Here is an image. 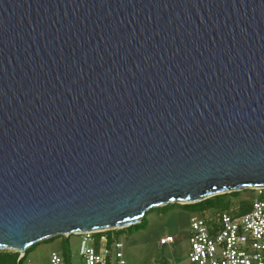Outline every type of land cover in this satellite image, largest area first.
I'll return each instance as SVG.
<instances>
[{
  "label": "water",
  "instance_id": "95a60500",
  "mask_svg": "<svg viewBox=\"0 0 264 264\" xmlns=\"http://www.w3.org/2000/svg\"><path fill=\"white\" fill-rule=\"evenodd\" d=\"M264 188V0H0V250Z\"/></svg>",
  "mask_w": 264,
  "mask_h": 264
},
{
  "label": "built area",
  "instance_id": "2783aa9c",
  "mask_svg": "<svg viewBox=\"0 0 264 264\" xmlns=\"http://www.w3.org/2000/svg\"><path fill=\"white\" fill-rule=\"evenodd\" d=\"M255 190L258 195L245 214L231 210L203 211L200 217L191 220L188 256L191 263L264 264V188ZM117 235L115 230L74 235L82 237L80 253L84 264H128L125 242ZM175 242V238L165 237L160 246ZM50 264H72V261L54 252Z\"/></svg>",
  "mask_w": 264,
  "mask_h": 264
},
{
  "label": "rangeland",
  "instance_id": "374dc122",
  "mask_svg": "<svg viewBox=\"0 0 264 264\" xmlns=\"http://www.w3.org/2000/svg\"><path fill=\"white\" fill-rule=\"evenodd\" d=\"M239 199L234 200L231 211L239 212L241 201L252 202L257 190H244ZM170 205L155 208L146 214L147 228L115 230L124 231L117 236L125 242V257L128 264H193L189 261L191 220L203 212L201 203L189 205ZM163 208V209H162ZM133 227V226H132ZM175 238V244L161 247L162 238ZM64 240L68 242L64 243ZM81 236L57 237L36 244L29 253L26 264H50V256L57 252L68 254L72 264H84L81 256ZM21 254V253H20ZM22 256V254H21Z\"/></svg>",
  "mask_w": 264,
  "mask_h": 264
},
{
  "label": "trees",
  "instance_id": "16d2710c",
  "mask_svg": "<svg viewBox=\"0 0 264 264\" xmlns=\"http://www.w3.org/2000/svg\"><path fill=\"white\" fill-rule=\"evenodd\" d=\"M241 192H233L224 195H218L213 198L207 199L201 204L203 205V211H214V212H225L230 211L234 204V200H237L241 196ZM186 205L184 207H188ZM169 207V206H167ZM163 207V208H167ZM162 208V209H163ZM252 208V202L250 201H241L239 207V213L245 214L249 212ZM136 229L137 231H141L147 228V221L146 217L144 218L143 222L135 225L133 227L128 228L127 230ZM124 231H116L117 234H121ZM53 240V239H50ZM64 243L68 242V240H64ZM35 246L30 248L24 256L21 257L20 253L15 252H8V251H0V264H26L27 258L29 253L34 249ZM68 258V254H65Z\"/></svg>",
  "mask_w": 264,
  "mask_h": 264
}]
</instances>
